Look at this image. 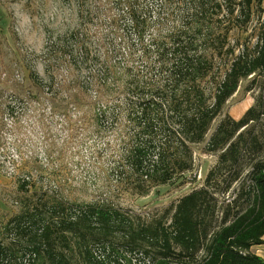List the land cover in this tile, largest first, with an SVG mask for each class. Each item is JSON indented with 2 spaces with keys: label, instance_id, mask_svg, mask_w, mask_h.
<instances>
[{
  "label": "trees",
  "instance_id": "trees-1",
  "mask_svg": "<svg viewBox=\"0 0 264 264\" xmlns=\"http://www.w3.org/2000/svg\"><path fill=\"white\" fill-rule=\"evenodd\" d=\"M67 4L75 26L31 53L42 74L20 55L33 90L3 91L0 66V264H264V0ZM255 16V45L230 46ZM196 146L217 154L202 187L151 217L119 204L191 174Z\"/></svg>",
  "mask_w": 264,
  "mask_h": 264
},
{
  "label": "rangeland",
  "instance_id": "rangeland-1",
  "mask_svg": "<svg viewBox=\"0 0 264 264\" xmlns=\"http://www.w3.org/2000/svg\"><path fill=\"white\" fill-rule=\"evenodd\" d=\"M75 24L76 16L72 5L67 4V0H0V66L6 68V74H4L6 77L3 75L1 79L3 82L7 81L1 86L3 91L9 92L13 87L30 88L26 64L20 55H28L35 70L42 74L41 64L36 58H31V53H36V55L41 53L47 35L65 33ZM257 27L258 21L255 16L244 29L234 28L228 34L229 45L252 47L257 41ZM218 63L221 71L223 64H220L219 60ZM253 79L254 77L251 76L242 81L236 93L226 104L224 113L236 121L243 116L238 117L237 114L241 112L244 114L254 105L261 93L262 79L255 80V82ZM6 95L3 94L2 97L5 102L8 99ZM22 122L21 131L29 129L34 139L36 129L28 119ZM216 124L217 121L212 130ZM56 129L57 126L53 125L50 130L52 135L56 133ZM35 143L34 139L33 145ZM201 148L202 146L194 148V170L184 179L173 185L156 187L144 197L124 193L118 200L119 204L143 217L159 215L165 209L175 206L180 198L203 186L206 174L217 161V154H203ZM7 183L6 179L0 177V187ZM236 187H233L229 196L234 195ZM0 208L8 210L2 203H0Z\"/></svg>",
  "mask_w": 264,
  "mask_h": 264
},
{
  "label": "crops",
  "instance_id": "crops-1",
  "mask_svg": "<svg viewBox=\"0 0 264 264\" xmlns=\"http://www.w3.org/2000/svg\"><path fill=\"white\" fill-rule=\"evenodd\" d=\"M239 115L238 117H241L243 115V112L237 114ZM239 119V118H238ZM264 241V238H263ZM251 252L259 256L264 260V243L262 245L254 246L251 248Z\"/></svg>",
  "mask_w": 264,
  "mask_h": 264
}]
</instances>
